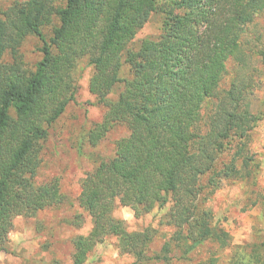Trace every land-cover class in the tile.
<instances>
[{
  "label": "trees",
  "instance_id": "1",
  "mask_svg": "<svg viewBox=\"0 0 264 264\" xmlns=\"http://www.w3.org/2000/svg\"><path fill=\"white\" fill-rule=\"evenodd\" d=\"M263 10L264 0H24L14 5L0 20V252L15 218L34 217L61 202L56 184L32 183L37 145L72 102L71 74L83 58L93 68L90 94L108 106L88 144L96 146L115 124L124 125L128 136L81 182L78 203L92 229L73 240L72 264H84L108 236L116 238L121 253L143 260L150 239L127 233L112 218L117 206L141 217L170 203L169 223L178 229L184 255L208 241L225 244L227 234L211 227L210 214L198 203L203 189L216 191L222 181L238 177V163L245 169L254 163L246 151L255 125L245 103L250 82L235 78L227 91L218 97L217 92L227 61L242 56L246 27ZM154 13L163 17L159 37L128 50ZM54 20L58 25L46 40L43 30ZM29 36L42 43L34 72L22 69L19 55ZM7 52L9 66L2 64ZM124 66L128 77L121 80ZM120 83L117 101L109 102ZM216 97L202 132L201 111ZM225 152L229 161L219 167Z\"/></svg>",
  "mask_w": 264,
  "mask_h": 264
},
{
  "label": "rangeland",
  "instance_id": "2",
  "mask_svg": "<svg viewBox=\"0 0 264 264\" xmlns=\"http://www.w3.org/2000/svg\"><path fill=\"white\" fill-rule=\"evenodd\" d=\"M23 1L0 0V20L5 19L14 5ZM162 24V15L152 14L128 50L137 49L144 40H156ZM57 25L54 20L51 27L43 30L46 40ZM241 44L242 56L227 61L217 97L227 91L235 78L250 82L245 91V103L247 114L255 125L249 133L246 151L254 163H250L248 169L238 163L240 175L222 181L216 191L203 189L198 203L200 211L210 214L211 227L227 234V242L222 245L208 241L184 255L182 241L176 236L178 229L169 223L170 203L141 217L129 208L117 206L112 218L122 222L127 233L146 234L150 239L143 260L137 261L131 254L121 253L116 238L108 236L94 247L84 264L264 263V10L246 27ZM41 48L42 43L37 37L29 36L23 41L19 55L25 72L35 71L42 59ZM12 63L10 54L5 53L2 64L9 66ZM92 74L93 68L86 58L76 63L71 74L73 100L48 129L47 138L37 145L38 167L32 183L36 186L56 184L61 202L34 217L13 220L7 242L0 252V264H72L73 240L87 236L92 229L89 215L78 203L81 182L99 163L111 159L116 142L128 136L124 125L115 124L96 146L88 144V134L102 122L108 110V106L97 103L89 92ZM119 77L121 80L128 77L127 66L121 69ZM122 89L123 84H118L107 100L116 102ZM217 97L207 101L201 111L202 132ZM228 161L229 152H225L219 158V167ZM165 245L168 248L165 249Z\"/></svg>",
  "mask_w": 264,
  "mask_h": 264
}]
</instances>
